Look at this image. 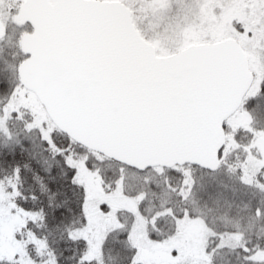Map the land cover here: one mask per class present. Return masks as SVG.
<instances>
[{
    "label": "snow or ice",
    "instance_id": "obj_1",
    "mask_svg": "<svg viewBox=\"0 0 264 264\" xmlns=\"http://www.w3.org/2000/svg\"><path fill=\"white\" fill-rule=\"evenodd\" d=\"M0 264H264V0H0Z\"/></svg>",
    "mask_w": 264,
    "mask_h": 264
}]
</instances>
